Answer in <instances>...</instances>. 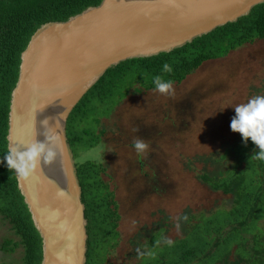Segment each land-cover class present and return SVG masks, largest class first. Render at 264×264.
Wrapping results in <instances>:
<instances>
[{
	"label": "trees",
	"instance_id": "16d2710c",
	"mask_svg": "<svg viewBox=\"0 0 264 264\" xmlns=\"http://www.w3.org/2000/svg\"><path fill=\"white\" fill-rule=\"evenodd\" d=\"M101 1L0 0V159L8 149L11 93L18 81L21 54L31 37L42 25L65 22L89 7H97ZM258 40H264V3L254 7L248 16L170 53L128 60L109 69L84 95L67 121L66 135L74 159L78 148L90 149L99 140L86 125L91 120L100 123L108 118L131 93L155 91V76L172 80L173 85L181 84L205 62L222 59ZM164 63L172 67L171 73L163 72ZM254 151H258L257 146L251 140L245 143L240 135L232 167L218 171L217 176H198L210 190L231 195L232 205L219 208L215 215L199 216V223L188 226H196L195 230L192 228L195 236L186 239V235L170 244L172 253L158 255L155 264H264V160L257 159ZM76 168L87 221L85 264H108L106 256L119 237L118 205L102 179V165L88 160L76 162ZM0 215L20 238L18 243L4 240L0 250L13 252L21 245L23 264H41V238L18 189L15 173L7 168L6 161L0 164ZM231 255L235 256L233 261Z\"/></svg>",
	"mask_w": 264,
	"mask_h": 264
},
{
	"label": "rangeland",
	"instance_id": "374dc122",
	"mask_svg": "<svg viewBox=\"0 0 264 264\" xmlns=\"http://www.w3.org/2000/svg\"><path fill=\"white\" fill-rule=\"evenodd\" d=\"M173 89L171 95L131 93L108 118L86 125L99 140L90 149L78 148L75 165L90 160L105 168L102 179L120 216L108 264H155L158 255L172 253L170 244L195 236L196 226H188L199 223V216L231 207V195L210 190L198 176H217L236 162L240 134L230 123L235 106L264 95V40L205 62ZM136 139L149 145L145 153L135 150ZM4 240L20 242L0 215V246ZM23 260L21 245L0 250V264Z\"/></svg>",
	"mask_w": 264,
	"mask_h": 264
},
{
	"label": "water",
	"instance_id": "95a60500",
	"mask_svg": "<svg viewBox=\"0 0 264 264\" xmlns=\"http://www.w3.org/2000/svg\"><path fill=\"white\" fill-rule=\"evenodd\" d=\"M264 0H102L65 22L42 25L21 54L7 146L46 142L59 124V159L18 189L42 241L41 264H85L87 221L67 121L84 95L122 62L170 53L248 16ZM50 119L48 124L43 121Z\"/></svg>",
	"mask_w": 264,
	"mask_h": 264
},
{
	"label": "clouds",
	"instance_id": "9594fccd",
	"mask_svg": "<svg viewBox=\"0 0 264 264\" xmlns=\"http://www.w3.org/2000/svg\"><path fill=\"white\" fill-rule=\"evenodd\" d=\"M172 67L168 63L163 64V72L171 73ZM155 91L164 95H171L174 91L173 81L165 80L157 75L153 78ZM235 115L230 123L234 133H239L245 143L249 140L257 146L254 151L257 159L264 160V95H257L247 103L238 104L234 108ZM50 119L43 121L48 124ZM59 124L48 128L46 142L33 140L21 150L19 144L9 143L6 154L0 159L10 171H14L18 178L26 180L30 178L42 166V162L52 163L63 145V137L60 135ZM134 148L138 154L145 153L149 145L141 139L134 141Z\"/></svg>",
	"mask_w": 264,
	"mask_h": 264
},
{
	"label": "bare ground",
	"instance_id": "6f19581e",
	"mask_svg": "<svg viewBox=\"0 0 264 264\" xmlns=\"http://www.w3.org/2000/svg\"><path fill=\"white\" fill-rule=\"evenodd\" d=\"M60 156L62 157V154H61L60 151H59V155L57 156L56 159H59V160H60Z\"/></svg>",
	"mask_w": 264,
	"mask_h": 264
}]
</instances>
